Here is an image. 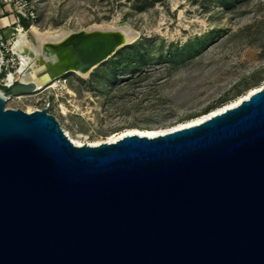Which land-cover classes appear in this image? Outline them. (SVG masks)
<instances>
[{"label": "water", "instance_id": "obj_1", "mask_svg": "<svg viewBox=\"0 0 264 264\" xmlns=\"http://www.w3.org/2000/svg\"><path fill=\"white\" fill-rule=\"evenodd\" d=\"M139 36L67 34L6 94L87 74ZM0 264H264V87L198 126L98 146L0 95Z\"/></svg>", "mask_w": 264, "mask_h": 264}, {"label": "rangeland", "instance_id": "obj_2", "mask_svg": "<svg viewBox=\"0 0 264 264\" xmlns=\"http://www.w3.org/2000/svg\"><path fill=\"white\" fill-rule=\"evenodd\" d=\"M32 2L41 31L127 25L140 34L89 73L65 74L55 87L6 102L47 109L66 134L84 135L86 143L187 123L264 86V0ZM3 6L0 0V38L10 48L19 35L17 11L11 6L3 15ZM7 61L20 66L16 56Z\"/></svg>", "mask_w": 264, "mask_h": 264}, {"label": "bare ground", "instance_id": "obj_3", "mask_svg": "<svg viewBox=\"0 0 264 264\" xmlns=\"http://www.w3.org/2000/svg\"><path fill=\"white\" fill-rule=\"evenodd\" d=\"M115 27L111 25H103V26H95L93 28L94 29H107V28H115ZM118 27H123V26H118ZM70 33H74V32H65V31H59V30L41 31L36 25H32L28 33L21 32L18 35L17 41L14 45V49L17 51L18 58L20 60V66L18 68L17 76H15V78L17 77L19 81H23V82L30 81V74H28V72L30 69H32L35 63H37V60H39L40 57L43 56L44 45L47 43H52V42H55V43L59 42L62 39H64L67 34H70ZM56 83H57V80L50 82L48 85H46L42 89L47 88L49 85H50V88L55 87ZM263 87L264 86L254 88L250 90L248 93H246L245 95L236 99L235 101H232L226 105L218 107L214 109L213 111H211L210 113L201 115L193 119L192 121L179 124L177 126H171L167 128H154V129L131 128V129H128L126 132L119 133V134H113L109 136L106 140L99 141L96 143H86L84 135H78L76 136V138L71 137L69 133H67V135L72 140V142L77 146H83L84 144H88L90 146H98L102 143H115L121 140L122 138H125L126 136H133V135H141V136H147V137L153 138L159 135H164L167 133L198 126L204 122H207L213 117L225 113L227 110L236 108L242 102H244L245 100H248L250 96H252L254 93L261 90ZM18 98H23V97L19 96ZM13 99L15 98H12V100ZM33 111L34 110L29 108L26 112L31 113Z\"/></svg>", "mask_w": 264, "mask_h": 264}, {"label": "built area", "instance_id": "obj_4", "mask_svg": "<svg viewBox=\"0 0 264 264\" xmlns=\"http://www.w3.org/2000/svg\"><path fill=\"white\" fill-rule=\"evenodd\" d=\"M1 2L6 8H11V6H14V8L16 9L17 15L15 16V23L18 24L17 31L19 34L25 31V28L21 24V20H26L32 25L38 22V11L36 6H34L32 0H1ZM7 26V24L4 25L5 28ZM16 41L17 39L13 42L12 45L10 44L11 47L9 48V43H5V41L0 38V95L6 99V102L12 100V98L22 99L18 98L19 96L13 97L6 94V90H10L19 82V79L17 77L15 78V76H17L18 69L13 70V68L8 64L7 61V58L9 56L18 57V53L14 49ZM21 97L24 98L26 96L22 95Z\"/></svg>", "mask_w": 264, "mask_h": 264}, {"label": "crops", "instance_id": "obj_5", "mask_svg": "<svg viewBox=\"0 0 264 264\" xmlns=\"http://www.w3.org/2000/svg\"><path fill=\"white\" fill-rule=\"evenodd\" d=\"M9 10H10V8H6L5 6H3L2 9H1V13H2L3 15H6L7 13H9ZM7 16H8V15H7ZM11 17H12V16H8V17H6V18H3L2 21H5V22H6V20L9 21V20L11 19ZM15 18H16V17L14 16V20H15ZM5 24H6V23H5Z\"/></svg>", "mask_w": 264, "mask_h": 264}, {"label": "trees", "instance_id": "obj_6", "mask_svg": "<svg viewBox=\"0 0 264 264\" xmlns=\"http://www.w3.org/2000/svg\"><path fill=\"white\" fill-rule=\"evenodd\" d=\"M21 23H22V25H23L24 28H27V29L29 28L30 23L28 21L21 20Z\"/></svg>", "mask_w": 264, "mask_h": 264}]
</instances>
